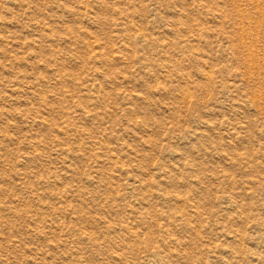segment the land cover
<instances>
[{"label": "rangeland", "instance_id": "obj_1", "mask_svg": "<svg viewBox=\"0 0 264 264\" xmlns=\"http://www.w3.org/2000/svg\"><path fill=\"white\" fill-rule=\"evenodd\" d=\"M0 264H264V0H0Z\"/></svg>", "mask_w": 264, "mask_h": 264}]
</instances>
